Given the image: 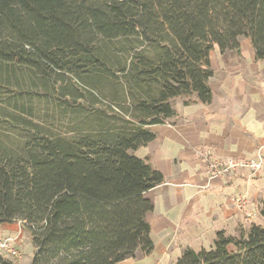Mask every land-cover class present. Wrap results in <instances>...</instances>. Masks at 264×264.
Here are the masks:
<instances>
[{"label":"trees","instance_id":"1","mask_svg":"<svg viewBox=\"0 0 264 264\" xmlns=\"http://www.w3.org/2000/svg\"><path fill=\"white\" fill-rule=\"evenodd\" d=\"M242 38L264 61V0H0V123L17 139L0 140V225L23 224L32 264L153 253L145 194L164 176L134 152L174 100L212 103L211 53L239 55ZM64 120L81 133L61 134ZM176 264H264V227L220 232Z\"/></svg>","mask_w":264,"mask_h":264},{"label":"crops","instance_id":"2","mask_svg":"<svg viewBox=\"0 0 264 264\" xmlns=\"http://www.w3.org/2000/svg\"><path fill=\"white\" fill-rule=\"evenodd\" d=\"M240 44L239 55L211 53L212 103L174 100L175 116L152 126L155 139L134 152L164 182L145 194L154 206L147 217L153 253L121 264H176L186 249H212L220 232L237 236L251 228L253 218L245 217L258 213L264 199V61L256 59L249 39ZM259 158L261 171L243 168L210 177L212 160ZM19 230L18 224L0 225V237H17Z\"/></svg>","mask_w":264,"mask_h":264},{"label":"rangeland","instance_id":"3","mask_svg":"<svg viewBox=\"0 0 264 264\" xmlns=\"http://www.w3.org/2000/svg\"><path fill=\"white\" fill-rule=\"evenodd\" d=\"M241 40H245L244 38H242ZM35 105V114L37 116V118L43 119L45 122L47 121V124H50V120L55 117V114L53 112V108L49 105V108L45 105V104H41L40 106ZM115 110L117 111V108H115ZM6 112L4 113V111L0 110V115L5 116ZM62 122V121H60ZM64 124L63 127L59 129H57L58 132H60L61 134H64L65 132H69L70 136L74 135H79L80 129L75 128L73 132H70L69 129H73L75 127L74 124H71V120H64L62 122ZM61 123V124H62ZM7 123H0V140H2L3 142H5L8 145H12L13 143L17 142L16 136H14L13 134H11L10 132L3 130L2 126H4ZM57 126V124H56ZM66 126V127H65ZM69 130V131H68ZM151 130V127H150ZM6 132V133H5ZM249 218H253V224H249L248 227H250L251 225H259V226H264V219H262L259 215V207H258V213L254 214L252 217L251 216H246L245 220L248 221ZM13 224H18V227L20 228L19 230V234L17 235V237H8V239L10 240L11 244L14 246V248L19 252L16 256L11 255L10 253H8L6 250H2L0 248V252L12 259L16 264H32V260L34 257V246L31 240V236L29 235L28 231L25 230L23 228V224L21 222H15ZM5 225V224H4ZM241 231V230H240ZM239 232V230H238ZM7 239V238H6ZM5 240V238H1L0 237V242H3ZM147 258V257H145ZM21 259H23L21 261ZM137 259H142V258H137ZM22 262V263H21Z\"/></svg>","mask_w":264,"mask_h":264},{"label":"built area","instance_id":"4","mask_svg":"<svg viewBox=\"0 0 264 264\" xmlns=\"http://www.w3.org/2000/svg\"><path fill=\"white\" fill-rule=\"evenodd\" d=\"M248 168L253 171H261L263 169V160L259 158L257 160L248 161H229L222 162L219 160H212L209 162V174L210 177H218L222 174H227L230 171H236L239 169ZM0 248L6 250L13 256H16L19 252L14 248L9 239L0 242Z\"/></svg>","mask_w":264,"mask_h":264}]
</instances>
